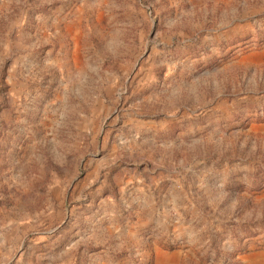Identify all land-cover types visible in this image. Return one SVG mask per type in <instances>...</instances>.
<instances>
[{"label":"rangeland","instance_id":"374dc122","mask_svg":"<svg viewBox=\"0 0 264 264\" xmlns=\"http://www.w3.org/2000/svg\"><path fill=\"white\" fill-rule=\"evenodd\" d=\"M248 257L264 0H0V264Z\"/></svg>","mask_w":264,"mask_h":264},{"label":"bare ground","instance_id":"6f19581e","mask_svg":"<svg viewBox=\"0 0 264 264\" xmlns=\"http://www.w3.org/2000/svg\"><path fill=\"white\" fill-rule=\"evenodd\" d=\"M248 259H250V262H249L250 264H255V263L258 264L259 263V262H255V259H257L256 257H248ZM251 262H254V263H251Z\"/></svg>","mask_w":264,"mask_h":264}]
</instances>
